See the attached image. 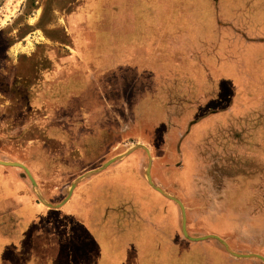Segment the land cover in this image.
Returning <instances> with one entry per match:
<instances>
[{"label":"rangeland","instance_id":"1","mask_svg":"<svg viewBox=\"0 0 264 264\" xmlns=\"http://www.w3.org/2000/svg\"><path fill=\"white\" fill-rule=\"evenodd\" d=\"M134 143L264 258V0H0V264H262Z\"/></svg>","mask_w":264,"mask_h":264},{"label":"water","instance_id":"2","mask_svg":"<svg viewBox=\"0 0 264 264\" xmlns=\"http://www.w3.org/2000/svg\"><path fill=\"white\" fill-rule=\"evenodd\" d=\"M135 149H141L144 151L145 155H146V160H147V163H146V167L143 169V178L145 180V182L147 183V185L154 191H156L157 193L161 194L162 196L166 197L167 199L171 200L172 202H174L180 209V212H181V226H180V229H181V233L183 235V237H185L187 240L191 241V242H197V241H202V240H205V239H213L215 241H217L218 243H220L222 245V247L224 248V250L232 257L234 258H237V259H249V258H254V259H257L259 260L262 264H264V258H262L261 256L259 255H256V254H248V255H238V254H235L233 253L229 247L225 244V242L221 239H219L218 237L214 236V235H209V236H205V237H201V238H190L187 236L186 232H185V226H184V214H183V207L182 205L179 203V201L177 199H175L174 197H171L167 194H165L163 191H161L159 188H157L156 186L153 185V183L151 182V179H150V176H149V167H150V162H151V158L149 156V152L147 150V148H145L143 145L139 144V143H134V144H131L124 152L120 153L119 155L117 156H114L112 157L111 159H109L108 161H106L105 163H103L102 165H100L98 168H95V169H92L90 171H87L85 172L84 174H82L81 176L77 177L70 185L69 189L67 190V195L70 194L71 190L73 189L74 185L80 181L81 179L87 177V176H90L92 174H95V173H99L101 171H103L106 167H108L110 164H112L113 162H116V161H119L121 159H123L124 157H126L127 155H129L132 151H134ZM0 165L2 166H9V167H16V168H19V169H22L24 171V173L27 175V177L29 178L30 180V183L32 185V191L33 193L35 194V196L39 199V196L36 192V189H35V185H34V182L33 180L31 179L27 169L19 164V163H15V162H2L0 161ZM39 202L46 206V207H49V208H55V207H52L46 203H44L41 199H39Z\"/></svg>","mask_w":264,"mask_h":264},{"label":"crops","instance_id":"3","mask_svg":"<svg viewBox=\"0 0 264 264\" xmlns=\"http://www.w3.org/2000/svg\"><path fill=\"white\" fill-rule=\"evenodd\" d=\"M127 156L124 157L123 159L119 160V161H116V162H113L112 164H110L108 166V169L110 168L108 173L112 172V168H115L114 166H117L118 168L117 167L116 168L118 169V171H121V169L125 168L126 165L129 166L133 163L135 165L136 160H132V161H129L128 163H126L127 162L126 161ZM136 158H137V155H136ZM0 161H2V162H13V161H9L8 159H5V158H0ZM7 167H9V166L0 165V208H2V206L5 204L8 208L12 207L11 212H10L11 213L10 216H11V218H14V217H16V215H15L16 211H14V209H15L14 205L16 204L17 197L19 196V191L15 188V185H19L20 180L15 175V173H14L15 171L14 172L13 171H11V172L10 171H8V172L4 171V168H7ZM103 172L107 174L106 171H103ZM101 173H102V171H101ZM125 173L126 172L124 171V174ZM143 185H144L143 189L145 191V196L143 195V197H141V199H140L141 203L144 202V203H142V208L144 205L147 206V203H148L147 200H148V197L150 196V193H149L150 191H148L150 189L149 186L147 185V183H143ZM150 198H151V196H150ZM4 216L8 217V214H6V215L0 214V222L2 225H3L2 219L4 218ZM12 227H14V223H13ZM139 228L142 230V227H139ZM95 232L97 233L96 235L102 234V229L101 230L97 229V230H95ZM143 235H144V232H143ZM145 238H147V237L144 236V238H141L140 241L142 243H144ZM116 242H119V239L118 240L116 239L115 243Z\"/></svg>","mask_w":264,"mask_h":264}]
</instances>
